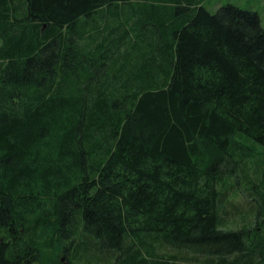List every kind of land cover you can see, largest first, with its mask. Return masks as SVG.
I'll use <instances>...</instances> for the list:
<instances>
[{"label":"trees","instance_id":"trees-1","mask_svg":"<svg viewBox=\"0 0 264 264\" xmlns=\"http://www.w3.org/2000/svg\"><path fill=\"white\" fill-rule=\"evenodd\" d=\"M0 39V264H72L86 237L115 264H173L153 241L264 264V174L248 222L221 215L247 142L264 150L256 12L0 0Z\"/></svg>","mask_w":264,"mask_h":264},{"label":"rangeland","instance_id":"rangeland-1","mask_svg":"<svg viewBox=\"0 0 264 264\" xmlns=\"http://www.w3.org/2000/svg\"><path fill=\"white\" fill-rule=\"evenodd\" d=\"M195 2H200L201 5L212 13L226 4L235 5L241 9L252 10L259 15L261 25L264 29V0H195ZM157 3L162 4L163 2L158 1ZM130 9L129 6L121 7L119 12H121V14H127ZM111 13L112 11L109 12V17ZM94 17L98 20L96 16ZM1 43L0 39V47ZM246 145L253 148L251 154L254 153V155H241V157H243L240 158L241 161L238 164L239 172L229 175L222 185V189L228 190L229 192L225 195L227 201L222 207L221 215L227 222H230L231 218L234 216L233 223H226V225H224L226 229L240 228L244 223L248 222L252 218L249 211V204H257V201H253V198L250 196L249 189L253 183L259 186L261 174H264V150L260 145L252 141H248ZM238 156L239 155H236L235 158L238 159ZM256 170L258 173H256ZM261 190H263V187ZM241 215H243V219ZM259 229H261V226ZM93 243L97 246L94 239L86 237L80 251H70V257L72 258L74 256L72 264H115L116 257L119 256L118 251H116V253L113 251H98L92 247ZM152 246L156 247V251H150V253L170 258L173 264H211V260L214 264H220L224 258L229 260L237 254V252H233L231 256L228 255L229 257L220 255H200L192 251L172 249L156 241L152 242ZM59 258L63 264H67L69 254L67 257L61 252L59 253ZM126 264L132 263L127 262Z\"/></svg>","mask_w":264,"mask_h":264}]
</instances>
